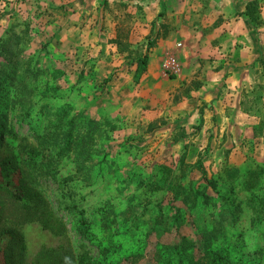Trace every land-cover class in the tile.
Wrapping results in <instances>:
<instances>
[{"label": "rangeland", "instance_id": "obj_1", "mask_svg": "<svg viewBox=\"0 0 264 264\" xmlns=\"http://www.w3.org/2000/svg\"><path fill=\"white\" fill-rule=\"evenodd\" d=\"M98 1L82 12L83 0H0V207L10 187L32 189L25 204L41 190L36 203L64 221L56 234L0 218V264H32L44 249L91 264H264V59L262 89H244L241 111L259 122L206 144L203 121H180L196 84L154 62L156 83L143 78L137 60L157 45L146 13L120 50L108 23L117 2ZM193 131L200 141L180 142ZM234 136L240 157L222 148Z\"/></svg>", "mask_w": 264, "mask_h": 264}, {"label": "crops", "instance_id": "obj_2", "mask_svg": "<svg viewBox=\"0 0 264 264\" xmlns=\"http://www.w3.org/2000/svg\"><path fill=\"white\" fill-rule=\"evenodd\" d=\"M96 1L83 0L82 12L92 4L96 5ZM105 1L102 3L114 5L117 2L116 7L111 9V19L108 21L112 38L119 36L120 41L131 47L133 30L138 24L135 12L137 8H142L146 13V21L142 25V29L147 31H143L144 35L153 29L157 45L148 53L150 61L146 64L144 79H150L151 84L156 83L153 62L156 72L166 76L160 69V63L167 54L174 53L182 65L181 73L176 76L179 79L176 80L185 81L187 85L196 84L188 96H182L179 103L178 107L183 113L180 120L182 126L191 127L192 131L194 125L203 121V141L207 144L212 132H216V136L217 132L233 133L238 131L239 123L243 120H246L248 127L259 122L255 113L241 111L248 109L252 103V99L243 95L244 89L245 93L255 91L257 87L262 89L253 81L257 73L262 74L258 65L264 59V0H255V19L247 14L248 3L253 0ZM97 11L100 12L99 9ZM102 21L97 24H102ZM96 26L101 28V25ZM134 49V54H141V47ZM134 54L127 57L135 60L138 56ZM263 104L261 100L257 108ZM194 131L180 142L193 144L200 141ZM234 137L233 141L227 139L222 148H227L230 157H240L244 140ZM192 144L188 147V153L193 156V150L199 146Z\"/></svg>", "mask_w": 264, "mask_h": 264}, {"label": "trees", "instance_id": "obj_3", "mask_svg": "<svg viewBox=\"0 0 264 264\" xmlns=\"http://www.w3.org/2000/svg\"><path fill=\"white\" fill-rule=\"evenodd\" d=\"M255 3L256 1L253 0L248 3L247 6V14L252 17V19L257 18V16H255ZM123 37H126V35H124ZM114 42L117 44L120 50L125 48L127 45L126 42L120 41L119 36L114 40ZM137 64L141 69L145 70L147 57L140 56L137 60ZM0 133L3 134L2 129H0ZM164 169H166L164 175L166 174V176L169 177V175L172 173V170L170 168ZM166 189L172 188L168 187ZM29 190L30 191H22L21 189H18L16 187H10V190L8 191L9 196H7L9 197V202L0 207V218L14 222L20 227L32 221H38L44 228L48 229L49 231L56 234L61 233L64 230L63 219L55 215L52 208L48 205L46 207H41V204L36 203L42 196L41 190L34 189L35 193L33 195V198L36 201L34 204H25L23 202L26 195L24 192L31 193L32 189ZM82 222L83 220L80 221V223ZM72 252L65 257L64 252H60L57 249H44V251L40 252L37 255L32 264H53L56 261L59 262V264H91L89 255L86 252L82 253L78 259L74 257V252ZM54 260L56 261L53 262Z\"/></svg>", "mask_w": 264, "mask_h": 264}, {"label": "built area", "instance_id": "obj_4", "mask_svg": "<svg viewBox=\"0 0 264 264\" xmlns=\"http://www.w3.org/2000/svg\"><path fill=\"white\" fill-rule=\"evenodd\" d=\"M160 69L166 76H177L181 73L182 65L174 53H169L162 59Z\"/></svg>", "mask_w": 264, "mask_h": 264}]
</instances>
